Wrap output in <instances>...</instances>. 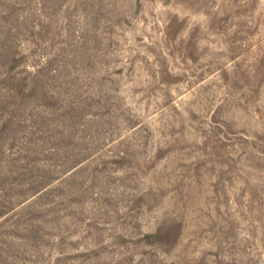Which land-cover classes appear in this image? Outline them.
Segmentation results:
<instances>
[{
    "label": "rangeland",
    "instance_id": "obj_1",
    "mask_svg": "<svg viewBox=\"0 0 264 264\" xmlns=\"http://www.w3.org/2000/svg\"><path fill=\"white\" fill-rule=\"evenodd\" d=\"M0 264H264V0H0Z\"/></svg>",
    "mask_w": 264,
    "mask_h": 264
}]
</instances>
